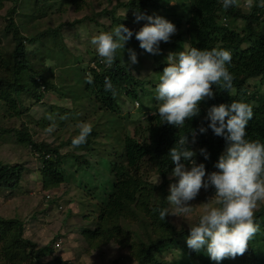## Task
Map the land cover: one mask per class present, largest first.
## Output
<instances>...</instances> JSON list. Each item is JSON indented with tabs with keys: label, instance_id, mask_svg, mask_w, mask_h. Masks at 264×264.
Instances as JSON below:
<instances>
[{
	"label": "rangeland",
	"instance_id": "rangeland-1",
	"mask_svg": "<svg viewBox=\"0 0 264 264\" xmlns=\"http://www.w3.org/2000/svg\"><path fill=\"white\" fill-rule=\"evenodd\" d=\"M127 1L130 0H2V47L10 48L12 45V34L4 32V27L9 21L7 16L14 19L15 26L29 37L51 29L58 30L56 35L51 32L43 41L28 42L26 45L36 70L43 71L50 84L56 85L60 90L42 89L46 90L45 96L42 101L36 102L23 94L20 96L19 108L12 113L9 112V104L0 99V127L11 129L4 140L0 136V160L8 165L20 163L25 168L17 189L0 186V220L19 219L24 226L23 237L29 242L25 245L22 242L14 244L17 227L1 220L0 264H52L54 258L62 260L60 264H137L144 249L158 236L159 232L156 236L153 233L152 223L156 217H160L153 209L160 208L161 199L167 198L169 186L175 183L177 178L171 177V173L168 174L164 193L159 188L164 180L160 176L157 183L159 174L156 167L148 159L144 160L139 170L146 181L143 193L134 201H130L125 211L107 215L109 208L104 202L106 196L99 191V187L108 179V174L99 169L98 164L102 152L122 150L123 135L129 134L136 136L138 140H144L145 135L140 131L137 133V130H140V122L144 123L146 117L153 114L158 106L154 99L155 86L160 73L167 66V57L170 53L189 48L185 41L187 17H183L181 7L187 4V1L170 0V6L174 7L172 10L168 6L165 10L149 6L145 11V15L166 14L167 20L176 26V32L170 40L160 43L157 54H150L141 49L135 34L126 43L123 51L118 50L121 59L130 66V71L144 81L139 104L125 92L118 99L122 116L120 123L126 126L123 135L112 142L108 138L106 141L104 137H98L99 142L104 144L93 146L95 151L91 145L77 147L73 146L72 142L67 144L79 134L81 124L92 126L96 123L97 116L116 114L100 110L96 105L94 116L82 117L94 109L88 108L85 103L73 104L69 92L76 89L73 92L76 95L85 90L81 76L83 73L78 66L72 68L78 73L63 66V60H66L63 55H69L67 60L71 61L75 60L74 57H79V63L89 68L91 57H97L95 47L90 43L93 35L106 28L112 30L121 23L116 20L119 18L123 22L126 21V27L133 32L139 31L147 21L136 22L139 13L135 12L134 6L120 5L121 2ZM236 2L244 13L252 11L254 6V0ZM13 9L16 10L12 12ZM113 10L114 14H111L109 11ZM261 16V19L251 22L258 30L263 26L264 21L261 20L264 19V12ZM229 18L222 17L220 21L243 34L249 32L247 22L243 18ZM248 46V42H245L242 47ZM40 50H46V54L39 56ZM129 50L136 52V64L129 63ZM26 74L24 79L29 83L30 78ZM248 84L250 89L258 90L264 99V79L253 78ZM136 88L139 90L140 86ZM253 105H256V102ZM22 124L28 127L31 125L35 140L39 143H50V147L57 149L58 153L52 158L48 154L45 157L42 154L38 156L28 144L19 140L18 132L12 130L14 127L24 129ZM101 135L104 136V132H101ZM193 150L196 154L200 152L196 145ZM47 158L51 160L44 161L48 160ZM190 166L186 165L189 168ZM61 176L64 180L57 183ZM52 180L55 181L53 185L46 184ZM95 187L100 192L98 196L93 191ZM213 195V188H202L198 196L189 202L193 206V213L189 217L169 215L170 221L176 225L178 231L188 230L189 224L196 222L203 212L204 203H211L209 198ZM144 196L145 199L139 201V197ZM167 208L170 213L174 211L168 202ZM259 209L264 210V202L259 203L255 211ZM262 226L264 228V223ZM87 230L98 231V234L95 237L88 235ZM188 235L176 234L172 248L157 251V257L164 264H174L175 261L178 264H204L200 257L205 258L207 254L203 250L196 252L190 249L186 243ZM59 240H62L61 249H55L54 244ZM9 241L12 243L8 245ZM176 243L179 244L174 246ZM262 243L263 247L264 240ZM184 249L188 252H183ZM246 255L247 253H244L242 257ZM220 264L242 263L235 257L225 258Z\"/></svg>",
	"mask_w": 264,
	"mask_h": 264
},
{
	"label": "trees",
	"instance_id": "trees-1",
	"mask_svg": "<svg viewBox=\"0 0 264 264\" xmlns=\"http://www.w3.org/2000/svg\"><path fill=\"white\" fill-rule=\"evenodd\" d=\"M169 1L170 0H130L127 1V3L121 2L120 5H132L136 13L144 14L149 6L157 9L163 8L164 10L168 6L172 10L174 7L170 6ZM180 1L188 2L184 5L181 4V7L183 8V17H187V38L185 41L188 43L189 47H198L200 49H212L215 47L229 50L232 55V60L228 65V69L233 76L232 86L227 91L220 85H217L216 88L213 86V90L215 91L214 98L201 101L200 115L194 117L191 121H187L183 128L178 129L175 126L163 123L157 113L155 115H148L144 123L140 122V126L138 127L140 130H137V133L140 131L141 134H144V140H138L136 136H131L129 134L123 135L126 131V126L120 123L122 116L118 99L120 95L125 92L132 100H138L141 96V88L144 85V81L130 71V66L128 67V64L121 59L118 51L117 59L111 68L106 67V65L101 62L102 58H99L98 55H96L98 58L94 57V55L91 57L89 68L79 63L81 62L79 57H72L76 61H71L67 60L70 57L69 55V57L63 55V58L66 59L63 60V66H67L70 70H73V66H78L80 67V72L83 73L81 76L84 81L85 90L76 95L73 94L76 89H72L69 92V96L73 98V104L77 105L78 103V105H80L81 103H85L88 108L94 109L93 112L82 117L89 118L90 116H94L96 105L99 106L100 110L103 109L107 110V112L116 114L109 115L107 113V115L103 114L102 116H97L96 123L91 126L92 131L87 137L86 143L81 145H91L94 149L93 146H96V144L98 147L104 144V142H99L100 139H97L98 137H104L106 141L108 138L112 142L120 138L121 134L123 135L122 150L112 153L102 152L98 164L99 169L108 174V179L104 181L100 187L98 186L99 191L106 196L104 202L109 208V212L106 213L107 215L118 214V212L125 211L128 203L134 201L139 194L143 193L146 181L139 170L142 162L146 159L154 164L157 173L164 180L159 188L164 191V193L166 192L165 188L168 184V174L171 173L172 169L175 167L167 154L169 150L175 146L177 138L184 133L189 137L192 150L196 145L200 149L205 148L209 154V159L205 160L204 156L199 152L195 157L197 163H204L207 172L216 170L214 168V163L225 148V140L222 137L214 135L211 129L203 134H200L198 131L200 126H207L208 122L204 118L208 108L214 104H230L232 101H242L252 105L253 118L249 121L246 129L247 138L264 142L263 95H261L258 90L250 89L248 84L249 80L253 78L259 77L264 79V23L260 30L252 26L251 23L252 21L261 19L264 7L257 6L258 0H254L252 11L244 13L237 5V2L232 7L225 9L222 6V0ZM3 2L0 0V7ZM15 10L16 9H13L12 12ZM109 12L114 14V10ZM158 16L167 19L166 14H159ZM222 17L243 18L247 22L246 26L249 32L243 34L237 29L228 27L220 21ZM7 19L9 21L8 25L4 27V32L8 35L9 33L12 34V45L10 48H4L0 43V99L9 104V112L12 113L16 112L19 108V103L21 101L20 96L23 94H26L32 101L36 102L42 101L45 96L46 90L42 89L60 90L56 85L50 84L43 71L40 72L36 70L34 64L30 60L26 45L28 42L34 43L35 41H43V38L47 37L51 32L53 35H56L58 30L51 29L35 37H29L26 36L17 25L15 26L14 19H11L9 16H7ZM116 20H119L126 26V21L123 22L120 18ZM79 21L81 22V20ZM94 21L97 22V20ZM261 21L263 22L264 19ZM177 22L179 24V20ZM179 26L180 24L178 27ZM104 31L111 30L110 28H106ZM135 32L136 31L133 33ZM245 42L249 44L247 48L242 47ZM45 54L46 50H40L39 56H44ZM93 63L95 67L92 65ZM25 73H27L26 76L30 78L29 83L25 82ZM76 73H78V71H76ZM88 75L93 77V83L91 84L85 82ZM106 78L111 80L114 91H105L104 82ZM137 86H140L139 90L136 88ZM254 102H256V105H253ZM157 107H155V111ZM64 116L68 117L66 114H64ZM104 118L105 120H103ZM24 124L22 125L24 126ZM24 127V129L14 127L12 130L17 131L19 140L28 144L38 156L42 154L43 157H45L47 154H51L52 158L54 154L58 153L57 149L50 147V143H39L35 140L31 125L30 127L27 125ZM9 130L11 129L0 127V136L3 137L2 140L7 137ZM191 130H195L197 133L195 137L196 142L194 144H191L192 135L191 132H188ZM101 132H104V136L101 135ZM71 142L70 140L67 144ZM50 160L51 159L44 161ZM184 163L189 165L188 162ZM24 170V166L20 163L8 165L0 160V186L17 189ZM63 178L64 177L61 176V179L58 180L57 183L64 180ZM53 182L55 181L52 180V182L46 184L51 186L54 184ZM96 188L97 187H95L93 191H95L97 193L96 196H98L100 192H98ZM145 197L146 196L139 197V201H143ZM160 203V208H167L165 198H162ZM104 212H106V210H104ZM156 215H158V212H156ZM254 219L260 224V231H258L249 242L247 250L245 251L247 255L245 257H242V255L236 256L239 263L242 264H264V245L262 247V241L264 240V228L262 226L264 223V210L259 209L255 211ZM1 220L10 225L14 224L17 227L14 244L19 242H22L24 245L29 244L27 239L23 237L24 226L19 219ZM1 220L0 223L2 222ZM152 229L155 236L156 233L159 232L158 236L152 239V242L144 249L137 264H164V262L157 257L156 252L159 250L171 249V246L175 243L174 238L176 234H189V229L178 231L176 225L170 221L169 215L165 217V220L156 217L152 223ZM86 234L95 237L98 231L92 232L91 230H87ZM10 243H12V241H9L8 245ZM178 244L179 243H176L174 246ZM183 252H188V250L184 249ZM200 258L203 260L204 264L215 263L208 255L205 258ZM60 263H62V261L58 258L53 259L52 264ZM174 264L178 263L175 261Z\"/></svg>",
	"mask_w": 264,
	"mask_h": 264
},
{
	"label": "clouds",
	"instance_id": "clouds-1",
	"mask_svg": "<svg viewBox=\"0 0 264 264\" xmlns=\"http://www.w3.org/2000/svg\"><path fill=\"white\" fill-rule=\"evenodd\" d=\"M235 3L236 0H222L225 9ZM257 6L264 7V0H258ZM142 20L147 23L135 33L120 23L111 31H101L92 36L90 43L106 67L113 66L117 51H123L134 34L141 49L157 54L160 43L168 42L176 32L175 24L162 16L138 14L136 22ZM231 60V52L224 48L189 47L170 53L167 66L155 86L154 99L158 107L153 114L158 113L163 123L178 129L185 127L187 121L200 115V102L214 98L213 86L220 85L226 91L231 88L233 76L228 69ZM137 62L136 52L129 50V63ZM86 82L93 83V77L88 75ZM104 88L105 91H114L109 78L105 79ZM252 118V105L242 101L214 104L208 108L204 118L207 126H200L199 133L211 129L214 135L225 140V148L214 163L215 171L207 172L204 163H197V154L190 147L185 133L177 138L175 146L167 154L175 165L171 177L177 178L170 184L166 198L174 211L170 213L168 208H155L154 211L158 212L161 220L168 215L189 217L193 213L189 202L202 188H213L214 195L209 198L211 203H204L203 212L196 222L188 223L186 243L194 251L203 250L216 264L225 258L243 255L249 242L260 231L254 215L258 204L264 202V142L247 138L246 129ZM91 131V126L81 124L79 134L73 138V146L86 143ZM188 132H191V144H194L197 133L195 130ZM200 154L205 160L209 159L205 148L200 149ZM184 162H188L190 168ZM159 178L160 175L157 183ZM56 243L54 248L58 249Z\"/></svg>",
	"mask_w": 264,
	"mask_h": 264
},
{
	"label": "built area",
	"instance_id": "built-area-1",
	"mask_svg": "<svg viewBox=\"0 0 264 264\" xmlns=\"http://www.w3.org/2000/svg\"><path fill=\"white\" fill-rule=\"evenodd\" d=\"M48 156H51V154L49 155L48 154ZM57 248H59L60 246H61V241H58L57 243H56V245H55Z\"/></svg>",
	"mask_w": 264,
	"mask_h": 264
}]
</instances>
